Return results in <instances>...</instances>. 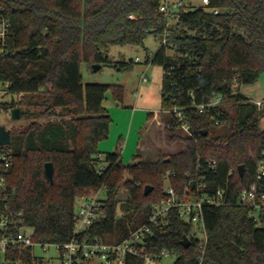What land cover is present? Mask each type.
Returning a JSON list of instances; mask_svg holds the SVG:
<instances>
[{
	"label": "trees",
	"instance_id": "trees-1",
	"mask_svg": "<svg viewBox=\"0 0 264 264\" xmlns=\"http://www.w3.org/2000/svg\"><path fill=\"white\" fill-rule=\"evenodd\" d=\"M161 4L0 0V13L12 31L10 53L0 56V85L8 82L10 92L24 93L21 119L28 121L10 129L11 143L3 149L14 157L6 174L4 203L22 212L25 223L34 227V240L66 242L74 236L76 201L104 188L105 217L89 233L117 244L150 223L153 205L166 198V180L184 195L202 177L207 194L226 192L223 205L203 208L208 241L202 264H264V213L258 224L252 209L238 199L253 183L264 187L258 181L264 111L237 90L264 72V0H210L209 8H220L219 13L202 6L188 8L173 24L165 21ZM167 32L168 45L161 44L147 62L162 66L163 108L183 109L192 135L170 137L185 144L176 153L124 164L119 144L114 151L99 149L113 122L104 104L107 92L122 99L123 86L85 84L81 65L110 62L106 51L112 44L140 42L150 33L162 38ZM216 95L223 98L217 107L204 112L194 107V102L205 103ZM230 98L237 101L234 113L224 106ZM168 124L172 132L181 128L171 115ZM212 160L216 165L209 168ZM47 162L54 164L53 182L46 174ZM240 165L245 167L243 176ZM147 185L153 189L146 195ZM122 189L128 193L124 200L118 198ZM152 229L145 237L148 253L160 257L168 249L177 256L173 264H198L200 240L192 237V225L177 208ZM185 236L191 240L188 246ZM126 264H144V259L127 254Z\"/></svg>",
	"mask_w": 264,
	"mask_h": 264
},
{
	"label": "built area",
	"instance_id": "built-area-1",
	"mask_svg": "<svg viewBox=\"0 0 264 264\" xmlns=\"http://www.w3.org/2000/svg\"><path fill=\"white\" fill-rule=\"evenodd\" d=\"M187 1L162 0L160 12L163 13L165 21L170 24L178 22L180 13L189 7ZM201 3L203 8L215 14L220 11V8H209L210 0H202ZM11 35V23L0 13V56H7L10 53L9 37ZM169 35L170 33L167 32L161 38L162 45H168ZM135 61L140 62L141 60L136 57ZM147 80V75L141 77L142 82H147ZM3 85L9 87L8 82ZM5 94L6 90L0 87V96L3 97ZM23 96V92L13 93L12 101L8 102L11 105L8 107H4L7 102L0 98V113L5 112L11 115L13 107H22L20 101ZM222 100V96L216 95L208 102L200 104L194 102L193 104L199 112H204L217 107ZM256 104L257 107H261L262 102L256 101ZM165 112L179 123L184 135H192L190 123L183 109L174 106L166 109ZM100 157L102 158V155ZM13 158L10 151L0 149V264H126L127 254L141 256L144 264H161L163 257L172 253L168 249H163L160 257L148 253L145 237L154 233L152 225L165 221L173 208H177L181 217L192 225V237L200 240L202 254L198 264H202L208 241L203 208L205 205L221 206L226 200V192L222 189L217 190L214 195L207 194L206 183L202 177L194 181V187L185 191L184 195L177 194L174 187L167 184L165 186L166 198L153 205L150 223L138 227L120 243L107 244L99 238H93L89 233L91 227L104 218L106 213L104 212L105 201L99 196V190L98 193L85 195L76 201L74 236L71 240L41 242L34 240V227L25 223L22 212L16 213L10 210L7 203H4L7 200L5 196L6 174L11 169ZM215 165L216 160H212L209 161L208 167L214 168ZM258 165V181L264 182V160H261ZM238 199L252 209L251 214L260 224L261 215L264 213V187L260 190L258 183H253L239 194ZM37 246H41L44 251L53 247L54 254L38 253ZM95 259L98 262H94Z\"/></svg>",
	"mask_w": 264,
	"mask_h": 264
},
{
	"label": "rangeland",
	"instance_id": "rangeland-1",
	"mask_svg": "<svg viewBox=\"0 0 264 264\" xmlns=\"http://www.w3.org/2000/svg\"><path fill=\"white\" fill-rule=\"evenodd\" d=\"M191 1V2H189ZM202 0H188V8L200 7ZM192 4V6H191ZM161 37L157 38L154 34H147L140 42L130 41L125 44H112L108 47L106 54L110 62L100 64L98 70H94L88 62L83 61L81 72L83 82L109 84L113 86H123V98H118L112 90L107 92L104 101L108 112L113 119L112 126L108 138L101 141L99 149L102 152L114 151L119 144L124 164L135 162V155L139 154L140 160H153L158 153L170 154L176 153L184 148V143L176 141L171 143L170 137L173 134L185 136L184 132L169 130L170 115L162 105V79L163 68L157 63H148V58H153L161 47ZM173 53L174 50H169ZM136 57L140 58V62H136ZM121 63H126L121 66ZM148 76L147 82H142L141 77ZM259 79L252 84H244L237 87L243 94L247 95L250 100L256 104L261 101L259 107L264 111V72L260 74ZM1 89L6 90V94L0 98L3 101L11 102L13 93L8 87L0 85ZM235 98L225 101L224 106L229 112H235ZM257 106V104H256ZM257 107V108H258ZM258 108V109H259ZM162 112L157 115L154 112ZM149 113H152L150 120ZM28 121L25 119L13 120L11 115L5 112L0 113V125H5L8 130L24 127ZM261 127L264 128V115L261 118ZM121 140V144L119 141ZM142 143V144H141ZM142 146V147H141ZM7 146H0V149H6ZM142 153V154H140ZM103 166L107 165L106 161H102ZM129 177V173L125 172V178ZM169 184L165 181V186ZM91 191L89 194L98 193ZM101 198H106V190L103 188L99 192ZM128 197L125 189L120 191L118 198L124 200ZM197 230V226L195 227ZM198 235L200 233H197ZM37 252L43 254H54L53 247L44 251L41 246H37ZM177 256L170 254L164 256L161 264H173ZM94 262H98L97 259Z\"/></svg>",
	"mask_w": 264,
	"mask_h": 264
},
{
	"label": "water",
	"instance_id": "water-1",
	"mask_svg": "<svg viewBox=\"0 0 264 264\" xmlns=\"http://www.w3.org/2000/svg\"><path fill=\"white\" fill-rule=\"evenodd\" d=\"M94 70H98L100 68V64H94L93 65ZM22 115V107L21 106H16L13 107L11 110V118L13 120H20ZM207 132V130H205ZM11 143V134L10 130L7 129L5 125H0V146L2 145H8ZM168 160V159H167ZM140 159L135 160L133 163H139ZM45 170L48 178L50 179L51 182L54 181V164L53 162H47L45 164ZM245 172V167L244 165L239 166V174L241 176L244 175ZM194 187V182H192V188ZM153 189V186L147 185L145 188V194H149ZM191 243V240L189 237L185 236L184 237V244L185 246H188Z\"/></svg>",
	"mask_w": 264,
	"mask_h": 264
},
{
	"label": "crops",
	"instance_id": "crops-1",
	"mask_svg": "<svg viewBox=\"0 0 264 264\" xmlns=\"http://www.w3.org/2000/svg\"><path fill=\"white\" fill-rule=\"evenodd\" d=\"M154 113H156L157 115H159V113L161 114L162 112H154ZM151 118H152V116L150 117V120H151ZM172 143V142H171ZM176 143V142H175ZM178 143H180L181 144V142L179 141ZM142 144V143H141ZM142 147V146H141ZM184 148H185V144H184ZM183 148V149H184ZM140 154H142V153H140ZM170 154H171V152H170ZM159 156H160V153H158V155H157V157L155 158V159H153V160H157L158 158H159Z\"/></svg>",
	"mask_w": 264,
	"mask_h": 264
}]
</instances>
